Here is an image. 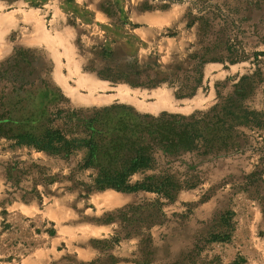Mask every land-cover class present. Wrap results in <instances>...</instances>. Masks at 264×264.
I'll return each mask as SVG.
<instances>
[{
    "label": "rangeland",
    "instance_id": "1",
    "mask_svg": "<svg viewBox=\"0 0 264 264\" xmlns=\"http://www.w3.org/2000/svg\"><path fill=\"white\" fill-rule=\"evenodd\" d=\"M204 9L232 20L221 39L239 43L250 59L206 62L196 92L179 97L196 85L197 60L190 56L202 53L199 24L187 26L189 12ZM262 39L264 0H0V264H60L67 255L91 261L104 254L101 239L116 231L118 259L143 257L141 240L151 234L156 260L149 264H264V61L251 62L264 51ZM217 46L222 53L224 44ZM218 89L241 94L258 122L242 127L237 149L158 159L178 170L180 181L198 175L194 189L172 200L149 191L87 190L96 170L81 168L89 154L83 139L92 134L102 145L96 167L121 169L128 157L111 162L105 153L116 131H90L98 109L119 105L99 127L107 130L120 115L206 111L218 102ZM47 129L77 137L73 153L50 154L15 138ZM15 161L26 171L16 185L6 178ZM33 163L53 182L40 180L45 174ZM150 221L157 223L147 229Z\"/></svg>",
    "mask_w": 264,
    "mask_h": 264
},
{
    "label": "trees",
    "instance_id": "2",
    "mask_svg": "<svg viewBox=\"0 0 264 264\" xmlns=\"http://www.w3.org/2000/svg\"><path fill=\"white\" fill-rule=\"evenodd\" d=\"M192 19L187 24L192 27L195 23L199 24L200 42L202 43V53H194L190 56L197 60L195 72V83L188 90L181 91L178 96H191L196 92L197 86L202 83L204 78V64L206 62H222L235 64L250 59L249 54L239 43L233 42L231 39L223 41L221 36L231 28L232 20L223 14L220 10L211 9L198 10L197 13L189 12ZM214 36L217 43H211L209 37ZM264 42V39H262ZM208 43V44H206ZM224 44L223 50L218 51V46ZM211 45V46H210ZM212 47V48H211ZM217 50V51H216ZM214 51V55L211 52ZM22 50H16L15 54H20ZM254 56L253 63H260L262 56L264 61V51H257L252 54ZM242 76L239 82L234 83L233 87L237 88L241 83L255 76ZM109 78V76H106ZM218 102L212 105L206 111H197L190 115L180 113L161 112L159 115L139 114L135 117L129 115L118 116V122L111 128L105 130L108 121H111L118 112L115 110L119 105H112L98 109L97 115L92 117L90 131L96 133L115 132L117 136L111 135L108 145L105 146V153L114 161L116 158L127 154V158L123 161L122 168L113 167H96L95 160L98 157L99 150L102 147L100 142L95 141L93 135H89V139H83L88 146L89 154L82 164V169L95 168L96 173L91 175L92 183H84L87 190H103L113 188L122 192L149 191L154 192L166 199H174L175 195L183 189H194L196 184L200 182L198 175H190L186 181H180L178 177L179 171L173 170L169 166L161 167L159 158L166 159L181 158L186 154L196 156L206 155L214 150L227 149L228 147L238 148L235 141L239 136L244 134L243 126H254L258 122L257 112L245 104L241 94H237L236 90L222 94L218 89ZM61 112V110L59 111ZM129 116V117H126ZM104 126V128H99ZM18 144L32 145L37 150L46 151L50 154L65 155L68 157L77 147V137L68 138L60 129H47L40 135L30 133H18L15 135ZM105 139V138H102ZM64 155V156H65ZM169 161V160H168ZM32 165L44 169V166L33 163ZM46 169V168H45ZM146 170L156 171L152 174H144L140 179L133 181L132 176L137 173H143ZM43 171V170H42ZM264 169L260 170L263 175ZM20 173H25L24 169L19 166V162L9 164L6 167V178L12 184L16 185L19 181ZM44 173V171H43ZM45 174V173H44ZM44 183L53 182V178L46 175L42 177ZM186 182V183H185ZM25 199V197H23ZM26 200V199H25ZM157 205V213L162 216L165 213L162 210V204L155 202ZM136 209L135 205H129L128 208ZM123 211V210H121ZM5 212V211H4ZM109 221V220H105ZM111 221H115L112 219ZM157 221H150L147 229H151ZM38 232L40 229H37ZM50 236H54L55 229L47 231ZM119 231L111 237L101 239L104 246L100 247L104 254L94 260L84 261L76 256L67 255L59 261L60 264H118L121 261L135 262L141 264H149L156 260L151 250L152 235L148 234L141 240L142 255L140 259H118L113 252L116 246H119L122 237L118 235ZM124 238H129L131 234L124 232Z\"/></svg>",
    "mask_w": 264,
    "mask_h": 264
},
{
    "label": "bare ground",
    "instance_id": "3",
    "mask_svg": "<svg viewBox=\"0 0 264 264\" xmlns=\"http://www.w3.org/2000/svg\"><path fill=\"white\" fill-rule=\"evenodd\" d=\"M159 95V107H165L166 105H167V102H165V100H163L164 98H165V96H166V94H158Z\"/></svg>",
    "mask_w": 264,
    "mask_h": 264
},
{
    "label": "crops",
    "instance_id": "4",
    "mask_svg": "<svg viewBox=\"0 0 264 264\" xmlns=\"http://www.w3.org/2000/svg\"><path fill=\"white\" fill-rule=\"evenodd\" d=\"M144 14V16L146 17V18H150V17H152V15H151V13H143ZM154 18V17H153ZM154 33H155V30H154ZM118 264H141V263H135V262H122V263H118Z\"/></svg>",
    "mask_w": 264,
    "mask_h": 264
}]
</instances>
